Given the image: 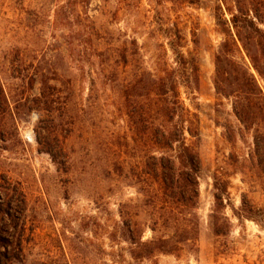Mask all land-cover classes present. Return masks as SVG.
<instances>
[{
    "label": "rangeland",
    "instance_id": "rangeland-1",
    "mask_svg": "<svg viewBox=\"0 0 264 264\" xmlns=\"http://www.w3.org/2000/svg\"><path fill=\"white\" fill-rule=\"evenodd\" d=\"M216 5L0 0V264H264V171L250 162L252 133L213 88L222 41ZM160 19L176 24L183 52L198 57L197 88L180 92L199 118L200 230L195 248L138 260L129 239L111 240L120 204L141 226L144 218L142 178H125L139 151L123 98L107 82L108 65L113 50L128 46L131 72L124 81L157 62L174 67L173 54L161 47ZM216 121L234 128L235 142L226 141ZM214 176L228 193L222 210L228 227L219 236L209 223Z\"/></svg>",
    "mask_w": 264,
    "mask_h": 264
},
{
    "label": "trees",
    "instance_id": "trees-1",
    "mask_svg": "<svg viewBox=\"0 0 264 264\" xmlns=\"http://www.w3.org/2000/svg\"><path fill=\"white\" fill-rule=\"evenodd\" d=\"M181 1L198 6L202 0ZM213 15L222 36L214 62L215 96L229 102L244 132L252 133L250 162L264 171V0H217ZM164 25L160 19L159 37L166 40L161 47L173 54L174 67L156 66L157 62L151 70L137 69L138 73L129 74V82L124 81L122 75L131 72L128 46L113 50L108 65L107 82L113 93L123 98L134 150L139 151L138 163L128 166L125 178H142L139 190L144 218L141 226L126 204H120V221L111 240L129 239L131 256L138 260L195 248L200 230L199 118L185 106L180 92L197 88L198 57L194 50L183 52L184 39L176 24ZM131 46L136 47V42ZM216 124L227 142H235L237 134L231 125ZM48 153L53 157V152ZM124 166L118 170H125ZM217 178L213 177L209 223L213 234L219 236L228 227L222 213L228 193L226 183ZM144 226L151 232L149 240H143Z\"/></svg>",
    "mask_w": 264,
    "mask_h": 264
}]
</instances>
